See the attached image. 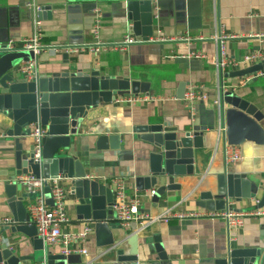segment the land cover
<instances>
[{
  "label": "crops",
  "instance_id": "0c3cea01",
  "mask_svg": "<svg viewBox=\"0 0 264 264\" xmlns=\"http://www.w3.org/2000/svg\"><path fill=\"white\" fill-rule=\"evenodd\" d=\"M30 1L0 0V46L10 41L18 43L32 35L33 5ZM127 1L137 0H36L44 11H49L48 15L40 16L41 42L46 48L24 67L33 66L47 76L68 68L86 73L98 70L101 75L148 83V95L154 98L153 102L129 105L117 102L121 97L116 96L112 102L91 108L79 120L78 135L72 141L70 155L80 160L86 177L98 180L113 192L114 180L124 181L127 195H137L141 210L150 218L143 227L130 224L124 228L126 234L135 233L139 238L159 235L165 253L174 264H203L224 254L228 247L264 249V208H260L262 216L246 218L241 228L229 230L218 220L170 219L164 222L159 218L168 209L206 211L196 206L198 195L201 190H215L216 177L225 168L251 179L262 176L263 180L264 147L245 143L238 147L242 160L226 164L223 130L218 126L217 131L203 141V148L194 151L193 172L175 178L174 183L180 189L170 193V197H162L157 209H153L149 194L153 189L137 193L133 188L135 177L143 175L145 164L141 159L146 152L143 151L145 145L136 141L132 134L133 128L140 125L166 122L169 127L187 129L196 121L205 124L209 118L208 111L215 108L210 101L217 99L221 83L239 96L248 94L250 103L264 115L263 72L244 78L224 76L264 59V0H151L150 14H142L138 6H132V14L137 12L142 26L149 24L145 17L152 19L153 36L146 42H136L130 33L132 22ZM219 33L234 35L225 40L226 55L233 64L222 75L208 60L186 57L190 50L214 56L216 43L213 39ZM126 36H131L135 43L122 46ZM87 47H95L97 51ZM70 48L81 50L72 53L68 50ZM65 53L67 59L63 58ZM249 54L260 56L250 64L243 59ZM180 83H186L185 91L190 85H200L207 94L209 102L198 101L195 115L190 113L183 100L176 98ZM10 126L0 115V218L9 221L11 215L6 205L4 186L13 174V152L10 150L11 140L3 134ZM111 135L123 136L120 141L123 149L98 148L100 138ZM62 183L69 192L68 183L64 180ZM261 194L259 190L256 198L233 202L229 207L237 211L253 210L257 208L255 200L260 199ZM74 201L68 193L65 207L69 223L62 228L63 233H80L87 226L76 221ZM31 203L25 201L26 209ZM113 232L118 236L121 229ZM5 234L12 243H20L22 250L18 255L32 254V248L23 235ZM76 246L86 252L78 254L84 263L108 264L102 250L95 246L93 231L83 244ZM48 249L53 254L60 252L56 245ZM140 252L150 257L146 247H140ZM23 264L34 263L27 261Z\"/></svg>",
  "mask_w": 264,
  "mask_h": 264
},
{
  "label": "water",
  "instance_id": "95a60500",
  "mask_svg": "<svg viewBox=\"0 0 264 264\" xmlns=\"http://www.w3.org/2000/svg\"><path fill=\"white\" fill-rule=\"evenodd\" d=\"M131 13L130 33L136 42H146L153 36L152 19L142 26L137 12H152L151 0L127 1ZM43 11L39 16L48 15ZM41 18V17H40ZM40 54L27 51L8 52L0 46V115L11 124L5 128V138L11 140L13 152V174L5 183L6 205L11 221L0 230V264H86L78 254L64 256L53 254L38 236L25 206V201L42 198L52 207L50 188L46 185L42 193H27L17 183L21 175L32 174L46 180L63 179L69 185V194L75 200V219L83 222L93 231L95 246L102 250L108 264H174L164 251L159 235L139 238L135 233L127 235L116 222L112 205L113 191L96 179L86 177L80 160L70 155L71 144L77 132L79 120L93 107L112 102L116 96H148L150 85L131 81L126 77L101 75L98 70L86 73L79 69L53 72L50 76L39 73L33 66L23 70V65ZM67 59L68 55L63 54ZM22 63V64H21ZM264 73V59L247 68L232 72L225 77L244 78ZM186 83H180L176 98L183 100ZM249 95H237L225 91L219 104L208 111L204 123L193 122L187 129L169 127L166 122L140 125L132 130L136 141L145 145L143 175L135 177L133 188L137 193L154 191L150 196L152 208L157 209L162 197L180 189L174 183L176 177L193 172L194 151L203 148V141L210 133L223 130L224 146L242 147L252 143L264 147V115L249 101ZM201 119V118H200ZM37 125L44 130L36 150L30 137V126ZM123 136L111 135L100 138L98 148L121 150ZM108 141V142H106ZM142 151V148H140ZM253 179L247 175L228 171L217 175L215 190H201L196 206L206 211H220L230 203L254 199L259 190L257 208H264V179ZM241 211V210H240ZM115 229L121 232L114 236ZM123 229V230H122ZM11 235H23L32 248L31 255H18L20 243H12ZM13 240V239H12ZM140 247L148 249L140 252ZM203 264H264V249L258 247H228V251Z\"/></svg>",
  "mask_w": 264,
  "mask_h": 264
},
{
  "label": "built area",
  "instance_id": "2783aa9c",
  "mask_svg": "<svg viewBox=\"0 0 264 264\" xmlns=\"http://www.w3.org/2000/svg\"><path fill=\"white\" fill-rule=\"evenodd\" d=\"M30 5H33V21H32V35L22 38L18 43L12 41L4 45V50L8 52L14 51H29L34 55L40 54L46 46L41 42L42 36V21L40 19V13L43 8L37 4L36 0H31ZM95 16L99 17V13L95 12ZM97 21V20H96ZM97 27H95L96 29ZM96 36V33H95ZM97 37V36H96ZM234 35H223V33L216 34L214 41L216 43V52L214 56H207L199 51L190 50L187 51L186 57L189 59L208 60L216 69V72L222 75L225 70L233 64L225 51V40L233 38ZM135 43L131 36H126L122 40V46ZM99 45V43H97ZM94 51L96 48L87 47ZM72 53H78L81 49L70 48L68 49ZM260 55L249 54L243 59L248 63H254ZM28 67H23L26 70ZM227 87L221 83L218 88L217 99L210 101L214 106L219 104L220 96L227 91ZM152 96H127L121 97L117 102L132 105L136 102L149 103L153 102ZM183 101L186 108L192 115H195V106L198 101L202 103H208L207 94L204 93L203 87L200 85H190L183 95ZM44 134V130L37 125L30 126V137L33 140V146L36 150L40 149L39 139ZM2 137V136H1ZM223 158L226 164H233L240 162L243 158L242 153L238 147L224 146ZM17 183L29 194L41 192L47 185L50 188V195L53 202L52 207L47 206L42 198L33 201L27 208L30 223L35 226L38 236L43 240L45 245L59 246L60 254L69 256L73 254H86L85 250L80 249L76 245L83 244L86 238L91 234L92 230L88 225L80 233H63L62 228L69 223V217L66 212L65 199L69 193L66 187L63 185V179L46 180L43 178H36L32 174L21 175L16 178ZM115 189L113 192L114 204L112 210L116 222L122 228H127L130 224L135 223L140 227H143L150 218L141 210L140 198L137 195L128 196L126 193L125 183L121 179L114 180ZM154 191H150V196ZM258 204V200H255ZM263 215V212L259 208H255L249 211H237L230 207L220 211H187L179 212L174 209L166 210L159 218L164 222L170 219H208L218 220L223 222L227 229L241 228L244 225L246 218H255ZM152 219V218H151ZM9 219L0 218V229L3 226L9 224Z\"/></svg>",
  "mask_w": 264,
  "mask_h": 264
}]
</instances>
